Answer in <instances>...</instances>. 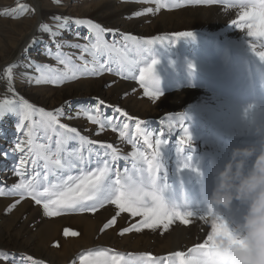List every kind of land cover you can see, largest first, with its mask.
<instances>
[{
	"label": "rangeland",
	"instance_id": "rangeland-1",
	"mask_svg": "<svg viewBox=\"0 0 264 264\" xmlns=\"http://www.w3.org/2000/svg\"><path fill=\"white\" fill-rule=\"evenodd\" d=\"M18 2L27 4L29 10L18 18L0 15V101L23 97L46 111L63 108L61 123L75 127L90 140L112 144L121 156L133 150L128 139L136 133V122H142L141 129L152 134L153 142L155 138L167 141L161 147L160 161L169 185L168 195L186 199L194 208H206L217 173L230 158L233 148L258 146L260 138L252 118L264 119V61L253 54L247 41L256 44V51L264 49L260 48L259 41L247 37V29L242 31L231 25L230 21L237 19L239 8L226 7L222 3H196L195 0H161L167 6L160 7L159 11L155 2L145 0H61L59 4L53 0H0V12L14 9ZM147 8L153 11L135 14ZM54 16L91 20L108 30L103 33L108 44L115 42L121 49L127 44V58L139 61L134 72L136 77L139 68L145 66V58L137 55L135 49L146 40L159 38L149 46L148 62L158 61L154 76L158 80L160 97L145 96L138 79L132 78L133 73L118 74L115 70L81 76L59 85L29 83L25 74L38 75L35 65L63 68L47 54L49 49L55 51V45L47 33L39 30L41 22L54 24ZM178 32L193 35L176 40L173 34ZM89 35L87 26L70 24L58 39L84 44L87 43L84 37ZM125 36L137 40L129 43ZM63 51L72 53L75 63H82L78 59L80 49L66 47ZM84 59L91 61L92 57L85 53ZM106 59L107 56H102L100 62ZM13 64L17 65L11 83L15 95L8 91L9 84L3 76V70ZM101 100L104 101L103 116L114 117L113 123L118 130L105 127L97 135L98 125L76 114ZM117 107L132 119L114 112ZM33 119L40 117L36 115ZM18 123L16 114H0V187L10 188L20 179L14 172L21 155L15 151V145L25 137L17 129ZM124 123L129 128L127 136L121 138L119 130H123ZM181 123L192 137L190 145L178 144L183 135ZM136 136L141 150L146 149L143 136ZM74 144L71 142L69 147ZM178 148H182L180 157L185 160L191 157L190 167L179 171ZM113 167L121 172L125 167L131 170V162L121 159ZM192 167L198 168L199 174L192 171ZM17 200L20 202L7 211ZM115 211V206L108 204L95 213L47 217L42 207L29 197L21 200L18 195L0 196V253L7 256H0V264H12L13 260L20 264L22 255L32 256L41 264L44 261L47 264L59 261L79 264L81 252L99 247L117 253L162 256L173 251H187L202 242L210 231V224L193 219L189 226L177 222L164 234L145 229L121 236L120 230L129 226L128 214L122 213L115 226L101 232ZM219 211L227 220L235 222L244 206L234 203L231 210ZM138 219L133 218L132 222ZM65 229L79 235L65 236Z\"/></svg>",
	"mask_w": 264,
	"mask_h": 264
},
{
	"label": "snow or ice",
	"instance_id": "snow-or-ice-1",
	"mask_svg": "<svg viewBox=\"0 0 264 264\" xmlns=\"http://www.w3.org/2000/svg\"><path fill=\"white\" fill-rule=\"evenodd\" d=\"M53 2L59 4L61 0H53ZM145 2H155L157 11L160 7L167 6L162 4L161 0H145ZM195 2L222 3L226 7L239 8L236 13L237 19H233L231 25L242 31L247 29V37L259 41L260 48L264 49V0H195ZM28 10L27 4L18 2L14 9H5L0 12V15L18 18ZM152 11V8H147L135 14L142 15ZM52 19L54 24L41 22L39 30L47 33L55 45V51L49 49L47 54L63 68L53 67L50 64L35 65L38 75L25 74L29 83L59 85L79 79L81 76L100 75L104 71L115 70L118 74L133 73L132 78L138 79L145 96L152 99L160 97L158 80L154 76V66L158 61L151 59L148 62L151 50L149 46L154 45L159 38L146 40L143 45L135 49L137 55L145 58V66L139 68V75L136 77L134 72L139 61L127 58L126 53H129L127 44L123 49L118 48L115 42L108 44L103 39V33L108 30L88 19L67 16H54ZM70 24L88 27L90 35L84 37L87 43H73L58 39ZM173 35L176 40H179L193 34L178 32ZM124 39L129 43L137 40L131 36H125ZM247 44L253 54L264 61V50L256 51V44L252 41H247ZM66 47L81 50V55L78 57L82 61L81 64L75 63L72 53L63 51ZM85 53L92 57L91 61L84 59ZM102 56L108 57L103 63L100 62ZM15 67L17 65L13 64L3 70V76L9 84L8 91L14 95L11 83ZM102 105L104 101L101 100L94 106L81 109L76 114L77 117L84 116L91 123L97 124V135L103 132L105 127H111L113 131L118 130L117 125L113 123L114 117L103 116ZM113 111L132 119L118 107ZM4 112L14 113L19 117L17 129L22 131L25 139L19 140L15 145V151L21 155L19 166L14 169V172L20 179L10 188L0 187V196L18 195L21 200L29 197L36 205L42 207L43 214L47 217L76 212L95 213L105 205H114L115 214L104 223L100 231L104 232L115 226L117 217L125 213L129 217L127 221L129 226L120 230L121 236L133 231L140 233L145 229L153 232L159 230L161 234H164L177 222L182 226H189L193 219L202 221L204 225L210 224V231L206 233V238L189 247L187 251H173L162 256H154L152 253H117L112 249L99 247L81 252L78 256L79 264H208L207 249L212 246L215 238L217 236H227L230 239L234 237L226 221L222 218H214L215 210L210 206L194 208L186 199H176L168 195L169 185L166 182V175L162 174L163 165L160 161L161 147L167 141L155 138L153 142L152 134L141 129L142 122H136V133L128 139L133 150L127 156H121L119 150L112 144L90 140L81 135L75 127L61 123L60 117L64 115L63 108L46 111L19 97L17 100L5 98L0 101V114ZM36 115L40 117L39 120L33 119ZM169 127L172 125L169 124ZM128 128L127 123L122 125L123 130H119L121 138L127 136ZM180 129L183 135L178 144L190 145L192 137L188 129L183 123L180 124ZM136 134L143 136L146 149L141 150L138 146ZM71 142L75 144L70 148ZM181 150L182 148L177 149L180 161L178 171L190 167L191 157L187 160L180 157ZM121 159L130 160L131 170L125 167L121 172L113 167ZM192 171L199 174V169L196 167H192ZM19 202L20 200H17L10 205L7 211H11ZM133 218L139 219L132 222ZM64 235L75 237L79 233L65 229ZM233 242L237 241L233 240ZM0 256L7 258L3 253H0ZM12 264H16V261L13 260ZM20 264H41V262L32 256L22 255Z\"/></svg>",
	"mask_w": 264,
	"mask_h": 264
},
{
	"label": "clouds",
	"instance_id": "clouds-1",
	"mask_svg": "<svg viewBox=\"0 0 264 264\" xmlns=\"http://www.w3.org/2000/svg\"><path fill=\"white\" fill-rule=\"evenodd\" d=\"M252 119L258 146L232 149L207 198L214 218H222L234 233L231 239L215 238L207 249L208 264H264V119ZM234 203L243 205L244 211L238 221L231 222L219 210H231Z\"/></svg>",
	"mask_w": 264,
	"mask_h": 264
},
{
	"label": "bare ground",
	"instance_id": "bare-ground-1",
	"mask_svg": "<svg viewBox=\"0 0 264 264\" xmlns=\"http://www.w3.org/2000/svg\"><path fill=\"white\" fill-rule=\"evenodd\" d=\"M40 13V11L38 10V14ZM105 13V12H104ZM231 22V21H230ZM39 23H40V21H39ZM84 41H85V39H84ZM25 69H27V67L25 68ZM210 70V69H209ZM66 250V249H65ZM66 251H69V249H67ZM71 256V255H70ZM64 261H59V263H57V264H62ZM44 264H47V262L46 261H44Z\"/></svg>",
	"mask_w": 264,
	"mask_h": 264
}]
</instances>
